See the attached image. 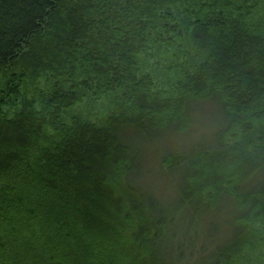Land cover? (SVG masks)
Masks as SVG:
<instances>
[{
	"label": "trees",
	"instance_id": "16d2710c",
	"mask_svg": "<svg viewBox=\"0 0 264 264\" xmlns=\"http://www.w3.org/2000/svg\"><path fill=\"white\" fill-rule=\"evenodd\" d=\"M2 78L0 264H264V0H0Z\"/></svg>",
	"mask_w": 264,
	"mask_h": 264
},
{
	"label": "rangeland",
	"instance_id": "374dc122",
	"mask_svg": "<svg viewBox=\"0 0 264 264\" xmlns=\"http://www.w3.org/2000/svg\"><path fill=\"white\" fill-rule=\"evenodd\" d=\"M183 10V8H182ZM177 11V10H176ZM6 79L2 78L0 79V90L2 93L4 92L5 95L0 96V102H6L7 105L3 107V113L13 118L16 113L19 111L21 107L22 100H15L13 98L3 100L5 96H8V87L6 84ZM42 87L43 89H46V83L45 81H42L39 83L38 87ZM7 89H6V88ZM23 97H27L31 100H35L40 104V101L42 99V94H37L35 89L29 88L25 91H23ZM40 99V100H39ZM212 111V112H211ZM220 108L217 106V104L214 101H208L205 103H199V106L195 108L194 116H195V124L187 133L186 139H190V142H184L185 147L189 146H196L201 145L202 143H207L212 140V134H215L217 130H219L224 125V120L221 119V117L217 114H220ZM93 119V118H92ZM95 120V119H93ZM135 137V135H134ZM140 139V137L137 135L135 138ZM154 145L146 146V152L151 151ZM158 149V148H157Z\"/></svg>",
	"mask_w": 264,
	"mask_h": 264
}]
</instances>
